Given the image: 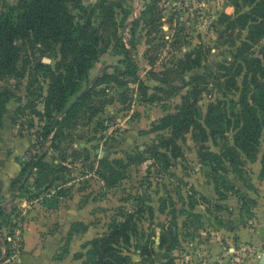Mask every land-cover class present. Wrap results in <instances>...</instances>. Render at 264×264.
<instances>
[{"label": "rangeland", "instance_id": "1", "mask_svg": "<svg viewBox=\"0 0 264 264\" xmlns=\"http://www.w3.org/2000/svg\"><path fill=\"white\" fill-rule=\"evenodd\" d=\"M19 1L0 0V13L6 12L10 6H16ZM82 1L87 6L99 2ZM115 1L122 6L115 9L119 36L123 37L128 48L129 41L136 44V48H131L130 52L138 66V76L147 89L139 87V83L135 81H129L125 86L112 83L99 86L96 91L105 88V92L95 96V104L98 105L103 100H111V103L107 104L104 111L92 122H87V117L81 118L77 128L72 130L75 139L68 153L77 150L80 156L75 158L70 155L66 159L65 173L58 174L62 178L45 191L43 188H35L34 179L30 178L22 197L18 195L20 188H16L10 191L8 197L3 195L0 198V207L4 209L0 219V249L10 252L9 256L3 255L0 258V264H20L25 255L28 259L21 264H82V260L74 259L73 255L85 253L88 242L107 231L121 208L132 212L140 207L144 209V206H151L153 211L145 208L141 213L142 218L138 225L144 236L137 239L138 247L131 250L134 264H143L140 252L149 236L156 249V264H166L169 261L165 258V249L158 248L160 239L166 237L171 241L175 236L178 243L170 253L171 258H174L172 264H190L192 260L194 264H203L206 252L203 245L215 236L217 231L220 232V228L231 234L230 245L226 247L235 246L237 251L229 253V249H226L223 255L220 253L211 264H222L224 260V264H245L247 258L239 252L242 246L238 247L237 243H234V236L237 234L235 220L238 219L243 226L252 227L254 219H257L255 214L258 202L242 212L236 196L228 194L226 199L219 200L211 167L200 159L192 133H188L185 140L180 141L183 156L172 159L168 168L160 165L162 169L159 170L153 165V160L148 158L142 163H133L125 168L118 166V172H121L123 177L115 187L106 185L98 174V170H101L98 160L124 159L127 153L136 154L157 141L161 135H169L168 130L151 132L152 126L162 117L178 111L182 97L192 90L191 86L186 85L191 76L202 75L208 79L199 86L203 88L198 96V106L203 116L210 102L215 99L223 102L231 116L234 112L231 101H238L239 91L231 83H226L227 77L221 78L222 83L213 82L212 78L217 74L220 76L224 67L230 66L236 47L240 45V39L246 33L240 34L237 30L232 35L227 33L226 24L222 20L223 13L211 11L210 0H206L205 8L199 7V0ZM236 1L222 0L221 5H233ZM149 5H152V13L150 17L143 19L142 12H145L146 6ZM248 9L249 7L243 5V10ZM73 12L78 14L76 10ZM93 20L99 23V12ZM263 45L264 41L255 46L254 54L260 55ZM27 52L32 60L38 59L52 65L59 59L56 55L58 49L53 51L52 48L47 50L38 46L34 50L28 47ZM113 52L114 50H109L100 56L90 71L91 80L106 72L115 74L112 66L125 68V63L121 62L125 55H115ZM190 52H198L200 65L185 72L183 77L186 81L183 77L175 79L176 70H180L179 62ZM164 71L168 73L163 76L161 73ZM132 78L128 77L129 80ZM163 78L168 83L163 81ZM241 81L240 76L237 78L238 86H241ZM10 85L16 86L20 99L14 98L8 104V112L1 129V150L4 149V159L0 160V173L8 177L14 174V159L19 161L22 170V164L44 150L48 151L45 158L48 162L59 156L57 151L50 148L49 142L44 141L43 147V141L38 142L39 133L46 122L43 113L48 80L45 81L42 74H39L38 81L28 86V76L20 80L14 77L0 78V88ZM106 111L115 115L111 116ZM99 123H103L107 129H100ZM226 136L229 140L232 139L231 133ZM223 141L221 137H217L215 140L209 139L207 144L211 151L219 152ZM29 148L31 150L27 154ZM263 152L264 139L261 141L257 161L247 163L242 177L237 176L229 167L227 173L236 188L256 201L264 198V179L260 175ZM86 156H89V159H86ZM18 176L17 174L12 180ZM4 180L5 178L3 182ZM23 183L22 179L20 184ZM0 184L2 190L4 184ZM38 192H42V195L34 198ZM37 199L41 200L45 208L41 205L34 206ZM55 200H58L57 205H54ZM72 208L80 209L74 219L89 222L87 227L90 225L91 229L88 231L75 226V222L72 230H75L76 234L71 237L66 234L64 227L73 219L66 215ZM65 209L68 211L65 212ZM33 222L35 226L31 228ZM6 240L9 241L10 251H6ZM218 242L227 243V240L219 239ZM245 245L251 246L252 255L257 254V249H264V244L256 249L251 243ZM212 248L209 247V250ZM207 254L210 255V252H206ZM187 256L194 257L189 259Z\"/></svg>", "mask_w": 264, "mask_h": 264}, {"label": "trees", "instance_id": "2", "mask_svg": "<svg viewBox=\"0 0 264 264\" xmlns=\"http://www.w3.org/2000/svg\"><path fill=\"white\" fill-rule=\"evenodd\" d=\"M233 5L235 16L224 13L222 16L226 24L225 29L230 35L236 30L240 34L243 32L246 34L240 39V45L236 47L230 66H225L224 72L219 71L222 73L220 76L217 74L212 78L213 82H221L222 77H227L226 83H231L239 91L238 101H231L234 107L233 114L230 116L223 102L215 99L210 102L203 116L198 106V96L203 88L199 86L208 79L207 76L195 75L186 81L183 77L185 72L199 66L201 61L198 52L188 53L185 59L179 62L180 70H176L175 79L183 77L186 85L191 86L192 90L182 97L176 113L162 117L159 122L153 124L151 130V132L168 130L169 135H161L157 141L136 154L127 153L124 159H99L101 170H98V174L106 185L115 187L122 179L123 174L118 172V166L125 168L133 163H142L147 158L152 159L153 165L159 170L162 167L168 168L172 159L183 156L180 141L185 140L188 133H192L200 159L211 167L219 200L226 199L228 194L236 196L242 212L257 204L254 198L247 196L231 183L227 173L231 168L232 172L242 177L247 163L257 161L261 141L264 139V45L260 48V55L253 52V48L264 41V0H237ZM243 5L249 9L243 10ZM121 7L115 0H99L96 5L91 6L85 5L82 0H20L16 6H10L6 12L0 13V78L14 77L20 80L28 76V86L38 81L39 74H42L45 81L48 80L43 113L46 122L39 133L38 142L43 141L42 147L44 141L49 142L50 148L59 153V156L48 162L45 159L48 151L44 150L22 164L19 176L11 183L12 191L20 188L19 197L27 190L30 178L34 179L35 188L49 190L55 181L62 178L58 174L65 173L66 159L70 155L75 158L77 155L80 156L77 150L68 153L75 139L72 130L77 128L81 118L87 117V122H92L104 111L105 106L111 103V100H103L98 105L95 104V96L105 92V88L96 91L99 86L109 83L125 86L129 81H135L139 83V87L147 89L138 76V66L130 52L131 48H136V44L129 41L128 48L123 37L119 36L115 9ZM145 9V12H142L143 19L150 17L152 5L146 6ZM73 10L78 11V14ZM97 12L99 23L93 20ZM127 16L128 13L125 14V20ZM38 46L47 50L52 48L53 51L58 49L56 55L59 59L54 65L31 59L27 52L28 47L34 50ZM109 50H114L115 55H125L121 61L125 63V68L111 65L115 69V74L106 72L91 80L90 71L100 56ZM167 73L164 71L161 74L164 76ZM240 76L242 84L238 86L237 78ZM128 77L133 78L129 80ZM162 80L167 82L164 78ZM17 97L20 99L15 85L0 88V144L8 104ZM36 112L41 114L39 111ZM98 125L102 130L107 129L103 123ZM230 133L231 140L226 136ZM217 137L224 141L219 152H213L207 142ZM30 150L29 148L26 153L28 154ZM86 159H89V156H86ZM260 175L264 179V152L261 157ZM26 176L27 180L21 185L22 179L24 181ZM41 193L38 192L34 198L40 197ZM56 202L58 200H55L54 205H57ZM193 206L194 204L191 205ZM145 208L153 211L151 206H144ZM144 209L140 207L131 212L121 208L107 231L90 240L86 252L74 254V259H81L82 264H134L131 250L138 247L137 239L144 236L138 225ZM3 213L4 209L0 207V219ZM74 225L88 229L83 222ZM75 232L71 228L69 236L72 237ZM153 243L150 236L145 239V246L140 252L143 264H156L154 261L156 249ZM177 243L176 236L171 241L166 237L160 239L158 248L165 249V258L169 259L166 264H172L174 258H171L170 253L176 248ZM5 245L6 251H10L8 240L5 241ZM3 255L9 256L10 252H3L0 249V258Z\"/></svg>", "mask_w": 264, "mask_h": 264}, {"label": "crops", "instance_id": "3", "mask_svg": "<svg viewBox=\"0 0 264 264\" xmlns=\"http://www.w3.org/2000/svg\"><path fill=\"white\" fill-rule=\"evenodd\" d=\"M221 2H222V0H210L209 1V9L215 13L219 11L220 13H224V14H227V15L234 17L235 16L234 5L222 6ZM106 112H108V114H110L111 116L115 115V114H112L111 111H106ZM1 149H2V142L0 144V160L4 159L3 154H2L4 149L3 150H1ZM12 167L14 168L13 169L14 174H11V177H8L6 174L0 173V183L4 184V187L2 188V190H0V198L3 195H6L8 197V195L10 194V191H11L12 178L17 176V174L19 175L21 172V166L19 164V161H17V159L16 160L14 159V164L12 165ZM3 178H5L4 182H3ZM1 180H2V182H1ZM34 202H35L34 206L40 207V205H41L43 208H45L41 204L40 199H37ZM257 202H258V204H257L258 208H257V210L255 209L256 210V214H255L256 216L255 217L257 219H254V221H253L254 223H253L252 227L248 228L246 226H243V225H241V223L239 222L238 219L235 220V223H236L235 225L237 226L235 233H237V234L234 236V243L235 244L237 243L238 247L244 246V244H246V243H251V245H255L254 248L256 249L257 246L259 247V245L262 246L264 244V198H262L261 200L257 199ZM67 211L68 210L65 209V212H67ZM74 211H76V213H73ZM79 211H80L79 208H78V210L72 208L71 211L66 214L68 217L73 218V219H70L68 221L67 226L64 227V229L66 230V234L69 235L71 228H72V225L75 222H83L86 225L89 224V222H87L85 220L79 221L78 219H74V217H77ZM61 213H62V210H61ZM90 216H91V214H90ZM34 226H35V223L33 222L30 227L33 228ZM222 227H224V226H222ZM90 229H91V226L89 225L88 231ZM220 229H221L220 232L217 231L214 234L215 236H213L212 238H209V240L205 241L206 242L205 245H203L206 248V252L207 253L210 252V255L209 254L206 255V252H205V256H204L205 262L203 264H211L213 261H215L218 258V255L220 253H222V255H223V253L226 249L227 250L229 249V253H230V251H234V252L237 251L235 246H232V248L226 247V245H230L229 241L231 240V238H230L231 234L228 233L229 231H227L224 228H220ZM216 234L218 237H216ZM219 239L220 240L222 239V241L224 239H226L227 243H225V242L219 243L218 242ZM241 243H243V244H241ZM209 247H213L211 251L209 250ZM26 250H27V247H26ZM24 252H25V249H24ZM263 252H264V249L261 251H259V249H257V254L254 253L252 255V253L245 254L243 252L241 254L247 258L245 264H260V259H261V256L263 255ZM249 256H253V257H249ZM188 257L190 259V257H194V256H187V258ZM73 258H74V255H73ZM27 259H28V256L25 255V257L23 256V258H21V262H19V263L21 264L23 261H25ZM235 259L238 260V258H235ZM193 261L194 260H192L190 262V264H194ZM224 263H225V260L222 261V264H224ZM195 264H198V263L196 262Z\"/></svg>", "mask_w": 264, "mask_h": 264}, {"label": "built area", "instance_id": "4", "mask_svg": "<svg viewBox=\"0 0 264 264\" xmlns=\"http://www.w3.org/2000/svg\"><path fill=\"white\" fill-rule=\"evenodd\" d=\"M198 4H199V7H201V8H205V7L207 6V2H206V0H199ZM239 252H243V253H245V254H247V253L250 254V253H252L253 251H252L251 246L245 245V246H242V247L239 249Z\"/></svg>", "mask_w": 264, "mask_h": 264}, {"label": "water", "instance_id": "5", "mask_svg": "<svg viewBox=\"0 0 264 264\" xmlns=\"http://www.w3.org/2000/svg\"><path fill=\"white\" fill-rule=\"evenodd\" d=\"M87 88H85V90H86ZM75 102V100L72 102V103H74ZM72 103L66 108V110L67 109H69V107L72 105ZM65 112V111H64ZM64 112H62L61 113V115H63L64 114ZM27 178H28V176H26V178H25V180H24V183H25V181L27 180ZM23 183V184H24ZM19 189V188H18ZM15 197V196H14ZM260 264H264V252H263V255L261 256V259H260Z\"/></svg>", "mask_w": 264, "mask_h": 264}]
</instances>
